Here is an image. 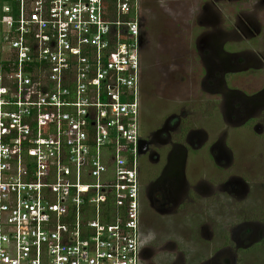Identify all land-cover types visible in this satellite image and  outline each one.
I'll return each mask as SVG.
<instances>
[{
	"label": "built area",
	"instance_id": "1",
	"mask_svg": "<svg viewBox=\"0 0 264 264\" xmlns=\"http://www.w3.org/2000/svg\"><path fill=\"white\" fill-rule=\"evenodd\" d=\"M142 0H6L0 264H143Z\"/></svg>",
	"mask_w": 264,
	"mask_h": 264
},
{
	"label": "flooded vegetation",
	"instance_id": "2",
	"mask_svg": "<svg viewBox=\"0 0 264 264\" xmlns=\"http://www.w3.org/2000/svg\"><path fill=\"white\" fill-rule=\"evenodd\" d=\"M218 1H203L194 44L157 62L155 91L141 27L143 264H264V0H220L242 10L233 24Z\"/></svg>",
	"mask_w": 264,
	"mask_h": 264
},
{
	"label": "rangeland",
	"instance_id": "3",
	"mask_svg": "<svg viewBox=\"0 0 264 264\" xmlns=\"http://www.w3.org/2000/svg\"><path fill=\"white\" fill-rule=\"evenodd\" d=\"M1 1V0H0ZM204 0H142V24L147 36L148 45L146 48L144 61L147 66L148 78L145 82L148 91H155L154 87L159 84L162 74L161 65H157L162 57L172 58L185 49L191 47L190 44H194L196 39L195 33L200 29L197 25V18L201 16V8ZM218 4L222 8H226L229 4L225 1H218ZM241 4V3H239ZM244 9L251 10L252 7H248V4H244ZM259 14V23L264 33V12L261 10ZM257 9V11H258ZM241 11L233 10L232 6L223 10L221 13V19L227 21L228 24H233V15ZM1 13V2H0ZM253 13L256 14L253 11ZM210 27L209 24H207ZM194 32V34H193ZM260 44L264 45V35L259 38ZM247 42L242 41L241 47H245ZM186 47H183V46ZM183 48V49H181ZM165 68V67H164ZM161 70V71H160ZM168 73V71H167ZM247 74H239L237 78H245ZM264 77V74H260V78ZM173 82V81H172ZM173 86V83H170ZM176 85V84H175ZM175 85L173 87H175ZM196 93H200V88H195ZM149 98H154L153 95H149ZM148 103L153 106L152 101L148 100ZM151 106V107H152ZM158 110L159 103L154 106ZM149 111L151 108H149Z\"/></svg>",
	"mask_w": 264,
	"mask_h": 264
},
{
	"label": "trees",
	"instance_id": "4",
	"mask_svg": "<svg viewBox=\"0 0 264 264\" xmlns=\"http://www.w3.org/2000/svg\"><path fill=\"white\" fill-rule=\"evenodd\" d=\"M6 0H1L0 2H1V5L3 4V2H5Z\"/></svg>",
	"mask_w": 264,
	"mask_h": 264
}]
</instances>
